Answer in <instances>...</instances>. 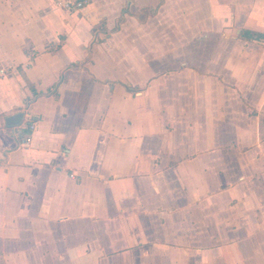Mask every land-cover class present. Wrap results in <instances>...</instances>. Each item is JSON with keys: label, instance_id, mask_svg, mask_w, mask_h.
Here are the masks:
<instances>
[{"label": "crops", "instance_id": "obj_1", "mask_svg": "<svg viewBox=\"0 0 264 264\" xmlns=\"http://www.w3.org/2000/svg\"><path fill=\"white\" fill-rule=\"evenodd\" d=\"M245 31L264 0H0V264H264Z\"/></svg>", "mask_w": 264, "mask_h": 264}, {"label": "built area", "instance_id": "obj_2", "mask_svg": "<svg viewBox=\"0 0 264 264\" xmlns=\"http://www.w3.org/2000/svg\"><path fill=\"white\" fill-rule=\"evenodd\" d=\"M54 2L62 10L74 11L82 8L88 0H54Z\"/></svg>", "mask_w": 264, "mask_h": 264}, {"label": "water", "instance_id": "obj_3", "mask_svg": "<svg viewBox=\"0 0 264 264\" xmlns=\"http://www.w3.org/2000/svg\"><path fill=\"white\" fill-rule=\"evenodd\" d=\"M22 117H23L22 113H16L11 116H8L5 118V124L9 127L17 126L20 124Z\"/></svg>", "mask_w": 264, "mask_h": 264}, {"label": "trees", "instance_id": "obj_4", "mask_svg": "<svg viewBox=\"0 0 264 264\" xmlns=\"http://www.w3.org/2000/svg\"><path fill=\"white\" fill-rule=\"evenodd\" d=\"M246 35V36H245ZM243 36L246 39H252V40H264V34L259 33H253V32H243Z\"/></svg>", "mask_w": 264, "mask_h": 264}]
</instances>
